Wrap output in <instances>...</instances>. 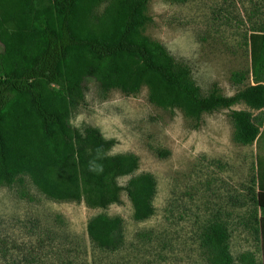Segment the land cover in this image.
I'll return each mask as SVG.
<instances>
[{
	"label": "rangeland",
	"instance_id": "obj_1",
	"mask_svg": "<svg viewBox=\"0 0 264 264\" xmlns=\"http://www.w3.org/2000/svg\"><path fill=\"white\" fill-rule=\"evenodd\" d=\"M144 14L149 21L142 34L189 71L202 97L233 96L251 83L249 35L264 32V0H149ZM245 109L240 104L195 120L152 104L146 87L127 97L119 90L103 94L88 80L69 123L113 140L109 155L138 158V169L117 181L125 187L130 178L151 174L154 214L134 220L126 192L105 209L90 208L84 200L49 198L23 177L0 186V264H223L220 250L204 240L213 223L226 228L231 264H239L242 251L256 250L250 215L264 179V130L252 145L233 140L231 113ZM99 214L122 219L116 251L88 237L87 223Z\"/></svg>",
	"mask_w": 264,
	"mask_h": 264
},
{
	"label": "trees",
	"instance_id": "obj_2",
	"mask_svg": "<svg viewBox=\"0 0 264 264\" xmlns=\"http://www.w3.org/2000/svg\"><path fill=\"white\" fill-rule=\"evenodd\" d=\"M105 1L0 0V186L28 177L49 198L84 200L88 207L101 209L118 203L126 192L134 220L144 221L154 214V177L141 174L120 186L118 178L133 174L138 158L109 155L113 140L104 139L97 128L80 131L69 123L71 109L84 100L87 81L96 82L103 94L119 90L127 97L146 87L152 104L179 109L195 120L243 104L247 109L231 113L233 140L252 145L264 127V32L249 35L246 79L251 83L233 96L202 97L189 71L142 34L149 0H108L104 11L95 14ZM258 188L263 190L261 182ZM253 202L256 237V195ZM86 230L100 249L113 252L123 243L119 217L99 214ZM228 239L219 223L204 233V240L220 250L217 258L223 264L233 262Z\"/></svg>",
	"mask_w": 264,
	"mask_h": 264
},
{
	"label": "crops",
	"instance_id": "obj_3",
	"mask_svg": "<svg viewBox=\"0 0 264 264\" xmlns=\"http://www.w3.org/2000/svg\"><path fill=\"white\" fill-rule=\"evenodd\" d=\"M263 128L264 127L260 129L261 134H263L262 133ZM261 183H262L263 190H260L259 188L256 189V198L258 202V208H257L258 209V212H257V222L258 223L256 227L258 233L256 237H254L255 243H256V250L252 253L247 250L242 251V254H243L242 256L247 255V257L246 258L244 257L242 262H240L239 264H264V179L263 181L261 180Z\"/></svg>",
	"mask_w": 264,
	"mask_h": 264
}]
</instances>
